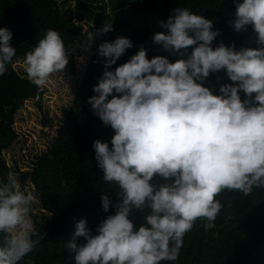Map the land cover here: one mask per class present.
<instances>
[{
	"label": "trees",
	"instance_id": "obj_1",
	"mask_svg": "<svg viewBox=\"0 0 264 264\" xmlns=\"http://www.w3.org/2000/svg\"><path fill=\"white\" fill-rule=\"evenodd\" d=\"M100 38L28 171L14 66ZM32 186L49 215L1 228ZM0 264H264V0H0Z\"/></svg>",
	"mask_w": 264,
	"mask_h": 264
},
{
	"label": "rangeland",
	"instance_id": "obj_2",
	"mask_svg": "<svg viewBox=\"0 0 264 264\" xmlns=\"http://www.w3.org/2000/svg\"><path fill=\"white\" fill-rule=\"evenodd\" d=\"M79 1L68 0L71 10H75ZM99 38V29L84 25L79 40L69 49L43 50L38 58L16 62L14 67L18 71L23 70L38 78L43 93L26 102L16 114L15 129L19 139L10 150L4 152L8 166L28 171L34 158L48 149L75 99ZM32 189V186H28L23 190L22 204L1 227L6 228L16 240L27 239L34 228V218L41 221L49 217L40 207Z\"/></svg>",
	"mask_w": 264,
	"mask_h": 264
}]
</instances>
